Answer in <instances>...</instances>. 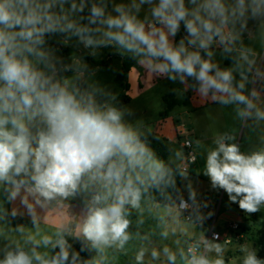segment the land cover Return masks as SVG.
<instances>
[{
	"label": "clouds",
	"instance_id": "clouds-1",
	"mask_svg": "<svg viewBox=\"0 0 264 264\" xmlns=\"http://www.w3.org/2000/svg\"><path fill=\"white\" fill-rule=\"evenodd\" d=\"M73 41L85 56L66 61L59 53ZM102 49L183 85L172 90L180 97L230 109L235 127L213 136L201 172L246 215L264 209V131L256 148L237 138L264 129V0H0V264H108L134 240L133 264H227L219 235L200 230L209 202L190 180L187 199L177 188L194 158L171 147L161 156L126 118L133 110L86 60ZM156 196L199 233L183 249L134 230ZM54 209L63 216L43 232ZM23 218L31 228L13 226ZM258 252L241 245L238 264H264Z\"/></svg>",
	"mask_w": 264,
	"mask_h": 264
},
{
	"label": "crops",
	"instance_id": "crops-1",
	"mask_svg": "<svg viewBox=\"0 0 264 264\" xmlns=\"http://www.w3.org/2000/svg\"><path fill=\"white\" fill-rule=\"evenodd\" d=\"M183 34L184 32L181 30V33L176 38L177 41ZM71 49L73 50L71 54L77 53L73 47H71ZM112 51V49H102L100 54L101 58L99 60L93 59L92 57H86V59L88 62L91 59V67L98 69L96 74L102 68L108 70L114 69L117 71V103L119 106L130 108L134 112L133 116L126 118L133 123L137 121L142 122L143 129L148 132L147 134L149 136L158 137L174 149L183 150L181 146L182 137L180 135L182 130L181 126L185 125L190 132L197 159L188 169V180L182 179L181 181L180 190L184 198H188L186 185L189 180L192 182L194 188L197 183L199 185V181H203L211 187L209 179L201 172L203 170L204 155L207 147L211 144L213 136L217 132L235 127L230 109L220 111L218 106L214 104L200 105L193 99L194 93L191 91L185 93L183 97H180L172 90L182 89L183 85L178 82L173 83L162 77L151 80V78L146 76L144 69L137 65L135 61L129 71L121 78L120 75L123 73V63L127 57L113 54ZM216 59L220 60L218 52ZM220 62L222 66H228L230 64V61L227 60H221ZM121 95L123 98H121ZM156 112H158V117L157 114H153ZM152 122H154V126L150 127ZM262 131H264V129H257L256 132L247 131L245 147L242 145L244 134L240 136L239 133L237 137L238 142L241 143L242 147L247 149L259 147V137ZM210 189V193L207 195L203 193L198 195L199 200L209 202L208 208L202 209L205 214L209 211H215L217 200L221 192V190ZM72 204L74 205V209L78 211L80 207L79 200H73ZM62 216L63 213L55 209L53 212L49 213L46 221L42 225L43 232L52 230ZM232 217L241 222L244 221V219L250 218L249 215H239L229 211L227 215H224V220L228 221V218L231 219ZM18 220L27 222L28 225L31 226L28 218ZM247 231H250L249 226L245 228V232ZM246 238L247 237L244 239L243 246L247 244ZM253 245L257 250H261L263 242L261 241L260 235L254 240Z\"/></svg>",
	"mask_w": 264,
	"mask_h": 264
},
{
	"label": "rangeland",
	"instance_id": "rangeland-1",
	"mask_svg": "<svg viewBox=\"0 0 264 264\" xmlns=\"http://www.w3.org/2000/svg\"><path fill=\"white\" fill-rule=\"evenodd\" d=\"M117 2H119V0H117ZM141 15H143V12L141 13ZM55 40L56 38H53L51 42L55 44ZM74 44H75V41H73L71 45L63 47L62 51L59 53L60 55L65 57L66 61L68 57L71 55V52L73 51L71 47L74 48L75 52L77 51V53L75 54L80 55V56H85V52L82 49V47L76 48ZM100 58L101 57L99 55L95 59L99 60ZM88 63L90 66H92V64H90L91 59L89 60ZM116 76H117L116 70L114 69L108 70V69L102 68L96 74L95 79H97L102 85L106 86L109 90H111L112 92L116 94L118 93V86H117L118 84H117ZM157 113L158 112L153 113V114H157ZM157 117H158V114H157ZM153 126H154V122H152L150 127H153ZM242 134H244L242 145H244L245 147L246 140H247V131L242 130L240 132V136H242ZM244 149L247 150V148H244ZM210 188L211 187L203 181H199V185L197 183L195 187L198 195H200V193L207 195L208 193H210V190H211ZM229 211L234 212L235 214H239V215L245 214L239 209L238 204L230 203L227 194L223 190H221L220 196L218 197V200H217L215 211L213 212V215L205 221L203 228L200 230L206 229L207 231L205 232V235L209 237L211 227L214 224V222L216 224V227H215L216 230H219V231L222 230L226 223V220H224V215H227V212ZM158 216H164L165 217L164 222L158 221L157 219ZM132 218H133V223H134V230L138 229L142 233L149 232V231L155 232L157 234L156 238H157L158 244H163V243L172 244L174 240H178L180 242L179 247L183 249L185 246V241H189L199 234L198 232L194 230V227L192 225L183 222L182 219L177 220L175 216H169L168 210L165 207H163V205L156 204L150 199H147L145 202L143 214L139 216L134 214ZM137 219L142 220L143 223L137 224ZM228 221L240 222L241 233L244 235V239L245 237H247L246 247L254 246L253 245L254 240L257 239L258 236L260 235L261 241L263 242V247L261 248V250H259L258 255L261 258H264V209H262L261 212L250 215L249 219H244V221L242 222L233 217L231 219L228 218ZM18 223H24L28 228H31V226L28 225V223L24 221L15 220L12 222L13 226H15ZM247 226H249L250 231L245 232V228ZM161 230H167L169 232L174 231L175 236H170L169 241H166V242L160 241L158 239V233ZM137 247H138V241L134 240L133 242L130 243L128 247L127 255L119 254V253H112V252L108 253L107 255L108 264H133V256L135 254ZM224 247H225V259H226L227 264H238V261L241 255L240 253L241 245L239 244L225 245L224 244Z\"/></svg>",
	"mask_w": 264,
	"mask_h": 264
},
{
	"label": "built area",
	"instance_id": "built-area-1",
	"mask_svg": "<svg viewBox=\"0 0 264 264\" xmlns=\"http://www.w3.org/2000/svg\"><path fill=\"white\" fill-rule=\"evenodd\" d=\"M181 132L180 135L182 137L181 146L184 150V153L186 156H191L194 158V162H191L189 164V168L196 162L197 155L196 150L194 148L193 141L191 139V135L189 130L186 128L185 125L181 126ZM188 168V169H189ZM188 213L186 212L185 215ZM216 224H214L211 227V231L208 238H211L213 233H216L219 235V242L225 245H232V244H239L243 245L244 235L241 233L240 223L234 222V221H226V224L222 230H216ZM225 239H227V242L225 243Z\"/></svg>",
	"mask_w": 264,
	"mask_h": 264
},
{
	"label": "trees",
	"instance_id": "trees-1",
	"mask_svg": "<svg viewBox=\"0 0 264 264\" xmlns=\"http://www.w3.org/2000/svg\"><path fill=\"white\" fill-rule=\"evenodd\" d=\"M183 31V29H182ZM134 64V60H132L131 58H126L124 63H123V73L120 75V77L122 78L124 76V74H126L129 69L132 67V65ZM121 98H123L121 96ZM124 100V99H123ZM149 139L152 141V146L157 150V152L161 155V156H166L167 155V148H169L170 146L165 143V141L161 140V139H154V137L156 136H149ZM181 181L182 179H180L179 177L177 178V188L180 189V185H181ZM150 199L155 202L158 203L160 205L164 204V201L162 198L156 196V197H150ZM78 245H76V248L78 249ZM82 255H84L82 253Z\"/></svg>",
	"mask_w": 264,
	"mask_h": 264
}]
</instances>
